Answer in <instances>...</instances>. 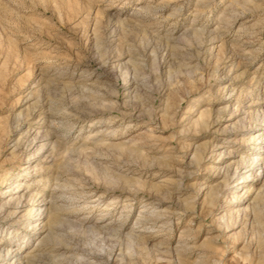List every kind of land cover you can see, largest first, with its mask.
Listing matches in <instances>:
<instances>
[{
  "label": "rangeland",
  "instance_id": "1",
  "mask_svg": "<svg viewBox=\"0 0 264 264\" xmlns=\"http://www.w3.org/2000/svg\"><path fill=\"white\" fill-rule=\"evenodd\" d=\"M19 183L100 226L57 258L42 202L0 211L29 264H264V0H0V206Z\"/></svg>",
  "mask_w": 264,
  "mask_h": 264
},
{
  "label": "bare ground",
  "instance_id": "2",
  "mask_svg": "<svg viewBox=\"0 0 264 264\" xmlns=\"http://www.w3.org/2000/svg\"><path fill=\"white\" fill-rule=\"evenodd\" d=\"M30 131L31 130L29 129L28 134L30 133ZM37 136H38V132L35 133V135L33 137V141H34V139L37 138ZM43 136L45 137V139H47V141L46 142L44 141L45 143H43L40 146L37 145L39 147L36 150L39 152L41 150H44L47 147L51 138L54 137V134L50 129V130L46 131ZM56 137H57V135H56ZM51 144H53V143H51ZM54 146H55V144H53L52 148ZM254 158L256 159L255 155H252L249 158L251 160L250 164H252ZM39 168H42V166H39ZM66 170H68V169H66ZM54 179L56 180L55 185L58 186V183L60 182L59 178L54 177ZM16 187H17V190H15V194L11 195L10 198L6 202H4L3 205L1 203L0 211L6 210V208H9L11 210L10 213H12V214L16 213L17 214L18 210L21 207L28 205V203H30V202L38 201L36 199V196L33 195V193L29 194V192H28L26 194L25 192H21L23 190L20 188L21 187L20 183L17 184ZM82 192H84V191L82 190ZM63 194H64V192H62L60 195H56L55 192L52 191L51 194L49 195V199L47 201H46V198L45 199L43 198L44 194L43 195L41 194L42 197L40 198V200L38 202L43 203L42 206H44V209H43V212L37 214V221L35 223V227L41 225V227L39 228L40 233H43V232L46 233L45 236L42 237V239H41V244L46 242V237L49 238L52 236L51 238H54L55 243L50 247V249H51L50 253H55L54 257H57V258L64 257L70 251V247H69L70 245L68 246L67 242L65 243L63 240V233H62L61 227H63V226L70 227L71 226V227H75L77 229H81L83 231H95L100 227L96 223H93V225H90V219H87L86 217L82 218V219H78L77 221L70 219L68 215H70L71 211H74V212L77 210L79 211L82 208L76 209V207L72 206V207H70V209H67L65 207H68V205L64 207V206L58 204L57 203L58 201H56V200L59 197H63ZM36 205H38V204H36ZM38 208H40V207H38ZM38 208H36L35 210H38ZM29 214H30V216H32L33 212H30ZM10 255H12V256L8 259V257ZM32 256L33 255L31 253H21L17 249H14V250L8 249L6 245L0 243V264H7L8 261L11 262L10 264H29V261L32 258Z\"/></svg>",
  "mask_w": 264,
  "mask_h": 264
}]
</instances>
